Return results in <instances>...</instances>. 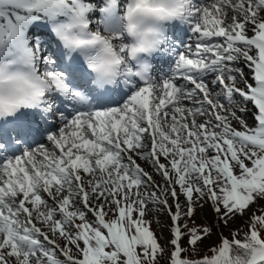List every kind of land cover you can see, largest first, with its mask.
Segmentation results:
<instances>
[{"label":"snow or ice","instance_id":"snow-or-ice-1","mask_svg":"<svg viewBox=\"0 0 264 264\" xmlns=\"http://www.w3.org/2000/svg\"><path fill=\"white\" fill-rule=\"evenodd\" d=\"M120 3L0 0V116L58 126L0 156V264H264V0H175L191 38L162 81L96 34ZM206 203L225 227L247 215L244 235L205 248Z\"/></svg>","mask_w":264,"mask_h":264},{"label":"clouds","instance_id":"clouds-1","mask_svg":"<svg viewBox=\"0 0 264 264\" xmlns=\"http://www.w3.org/2000/svg\"><path fill=\"white\" fill-rule=\"evenodd\" d=\"M133 0H129L131 4ZM122 13L118 10L114 15L117 16L115 21L110 20L106 31H98L96 34L102 35L105 39L112 40L115 34L122 33L126 37V48L130 52L133 47L137 49L135 57L121 56L124 63L129 60H138L140 64L151 65L142 61V57H151L160 49L164 42L165 33L163 27L175 21H180L176 14L175 0H135V5L131 14L127 12V6ZM80 39H84L81 37ZM120 47V44L116 45ZM101 61L107 57L102 50L95 53ZM97 75H103V72H97ZM112 86V85H108ZM7 114L0 116V120H7Z\"/></svg>","mask_w":264,"mask_h":264},{"label":"rangeland","instance_id":"rangeland-1","mask_svg":"<svg viewBox=\"0 0 264 264\" xmlns=\"http://www.w3.org/2000/svg\"><path fill=\"white\" fill-rule=\"evenodd\" d=\"M205 205H207V203L204 204V206ZM149 207L151 208V205ZM202 214H203L202 208L198 209L197 213L195 215V218H194L195 219V224L196 225H200V226H208V227H212L213 228V235L211 236V238L209 240H207L205 242V245H204L205 248L207 247V245L215 244L217 242V240H218V236H219L220 233H223V235L225 236V235H228L229 232H232V231L237 230V229H241L243 226L246 225L245 222L248 219L247 215L243 219L236 218L235 220H233L229 224L228 227H225L223 224H221L219 222V217H218L217 222H215V223L211 222L210 223V221H207L206 222L207 225H206V224L202 223V221L200 219ZM164 217H166V213H164ZM146 219L151 221L152 230L155 232V234L158 237V239L160 240L161 244H163L165 242V240L168 239V235H167L166 231L164 232V227H168L169 228L170 224L169 223H166V224L162 223L158 219L157 213L155 211L149 212L148 215L146 216ZM199 222H201V223H199ZM61 243H63V242H61ZM161 264H163V261L161 262Z\"/></svg>","mask_w":264,"mask_h":264},{"label":"bare ground","instance_id":"bare-ground-1","mask_svg":"<svg viewBox=\"0 0 264 264\" xmlns=\"http://www.w3.org/2000/svg\"><path fill=\"white\" fill-rule=\"evenodd\" d=\"M189 32L191 33L190 28H189ZM201 119H203V118H201ZM31 125H32L33 127L36 126V124L33 123V122H31ZM152 207L154 208L155 206H152ZM202 210H203V214H204V216L207 218L208 221L213 222V223L217 222L218 216H217V214H215V212L210 208L209 204L205 205V206L202 208ZM155 212H156V211H155ZM156 213H157V217H158V219H159L162 223H164V224H166V223H169V224H170V223H171L169 216H167L168 214L166 215V217H164V213H166V212L159 211V212H156ZM168 218H169V219H168ZM165 231H166V233H167V235H168V237H169V235H170V230H169V228H168V227H164V232H165Z\"/></svg>","mask_w":264,"mask_h":264}]
</instances>
